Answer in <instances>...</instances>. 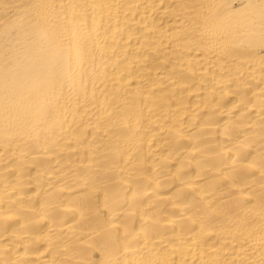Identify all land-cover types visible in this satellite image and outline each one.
I'll list each match as a JSON object with an SVG mask.
<instances>
[{
	"label": "bare ground",
	"instance_id": "obj_1",
	"mask_svg": "<svg viewBox=\"0 0 264 264\" xmlns=\"http://www.w3.org/2000/svg\"><path fill=\"white\" fill-rule=\"evenodd\" d=\"M0 264H264V0H0Z\"/></svg>",
	"mask_w": 264,
	"mask_h": 264
}]
</instances>
